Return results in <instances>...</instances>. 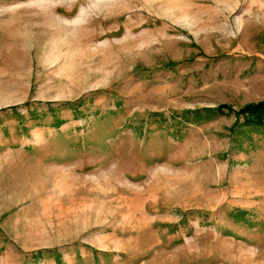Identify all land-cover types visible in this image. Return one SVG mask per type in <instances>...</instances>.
I'll return each mask as SVG.
<instances>
[{
	"label": "rangeland",
	"instance_id": "374dc122",
	"mask_svg": "<svg viewBox=\"0 0 264 264\" xmlns=\"http://www.w3.org/2000/svg\"><path fill=\"white\" fill-rule=\"evenodd\" d=\"M262 101L264 0H0V264H264Z\"/></svg>",
	"mask_w": 264,
	"mask_h": 264
},
{
	"label": "trees",
	"instance_id": "16d2710c",
	"mask_svg": "<svg viewBox=\"0 0 264 264\" xmlns=\"http://www.w3.org/2000/svg\"><path fill=\"white\" fill-rule=\"evenodd\" d=\"M203 113L207 115V118H210L211 116L217 114V113H232V108H230L228 105H219L215 108H209L202 110ZM191 114V112H189ZM236 117L238 119L244 120V125L246 126H262L264 127V101L254 104H248L242 109H240L239 112L235 113ZM194 118H198V120L201 119L199 115V111L194 112Z\"/></svg>",
	"mask_w": 264,
	"mask_h": 264
}]
</instances>
